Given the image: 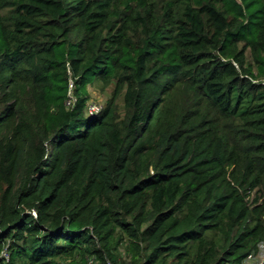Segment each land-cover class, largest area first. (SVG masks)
I'll use <instances>...</instances> for the list:
<instances>
[{
  "label": "trees",
  "instance_id": "trees-1",
  "mask_svg": "<svg viewBox=\"0 0 264 264\" xmlns=\"http://www.w3.org/2000/svg\"><path fill=\"white\" fill-rule=\"evenodd\" d=\"M95 82L113 93L89 111ZM260 243L264 0H0V264Z\"/></svg>",
  "mask_w": 264,
  "mask_h": 264
},
{
  "label": "rangeland",
  "instance_id": "rangeland-1",
  "mask_svg": "<svg viewBox=\"0 0 264 264\" xmlns=\"http://www.w3.org/2000/svg\"><path fill=\"white\" fill-rule=\"evenodd\" d=\"M88 91H89V102L88 105L90 104H95L97 107L103 106L105 102L111 97L113 93V84L109 85H104L101 82H95L88 84L87 86ZM118 104V112L121 114L122 113V99H118L117 101ZM126 260V259H125Z\"/></svg>",
  "mask_w": 264,
  "mask_h": 264
},
{
  "label": "built area",
  "instance_id": "built-area-1",
  "mask_svg": "<svg viewBox=\"0 0 264 264\" xmlns=\"http://www.w3.org/2000/svg\"><path fill=\"white\" fill-rule=\"evenodd\" d=\"M69 103V100H68ZM99 107H97L94 103L88 105L89 111H97ZM8 256L7 253H5ZM228 264V263H224ZM244 264H264V243L259 244V250L256 254H254L251 258H248Z\"/></svg>",
  "mask_w": 264,
  "mask_h": 264
}]
</instances>
